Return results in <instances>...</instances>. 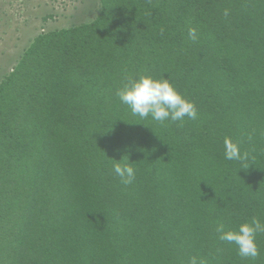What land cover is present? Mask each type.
Wrapping results in <instances>:
<instances>
[{
	"label": "trees",
	"instance_id": "obj_1",
	"mask_svg": "<svg viewBox=\"0 0 264 264\" xmlns=\"http://www.w3.org/2000/svg\"><path fill=\"white\" fill-rule=\"evenodd\" d=\"M99 3L0 81V264H264V233L250 258L216 232L264 223V0ZM140 75L197 118L133 115L116 91Z\"/></svg>",
	"mask_w": 264,
	"mask_h": 264
},
{
	"label": "clouds",
	"instance_id": "obj_2",
	"mask_svg": "<svg viewBox=\"0 0 264 264\" xmlns=\"http://www.w3.org/2000/svg\"><path fill=\"white\" fill-rule=\"evenodd\" d=\"M225 15H227V11ZM188 35L190 39L197 38L195 29L190 28ZM116 95L122 104L129 107L133 115L142 119L150 117L163 124L169 120L181 121L185 117L192 120L197 118V109L194 103L181 96L169 78L154 79L146 75L135 78L130 76L127 77V82L116 91ZM224 158L230 161H243L247 156L241 153L238 144L230 138H225ZM122 159H126V163H120ZM120 161L114 162L113 171L120 178L122 184H131L135 180L133 163H129L126 156ZM216 232L219 233L220 240L234 243L241 257L255 258L259 255L256 236L258 233H264V223L253 217L251 222L240 224L235 231H226L224 224L219 223L216 226ZM189 264H206V261L193 256L189 259Z\"/></svg>",
	"mask_w": 264,
	"mask_h": 264
},
{
	"label": "rangeland",
	"instance_id": "obj_3",
	"mask_svg": "<svg viewBox=\"0 0 264 264\" xmlns=\"http://www.w3.org/2000/svg\"><path fill=\"white\" fill-rule=\"evenodd\" d=\"M99 0H0V81L48 33L93 21Z\"/></svg>",
	"mask_w": 264,
	"mask_h": 264
}]
</instances>
